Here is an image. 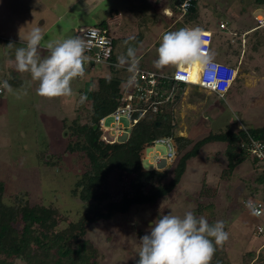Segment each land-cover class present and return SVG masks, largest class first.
<instances>
[{
    "label": "rangeland",
    "instance_id": "rangeland-1",
    "mask_svg": "<svg viewBox=\"0 0 264 264\" xmlns=\"http://www.w3.org/2000/svg\"><path fill=\"white\" fill-rule=\"evenodd\" d=\"M136 1L99 0L89 7L87 0H0V37L11 41L10 45H5L8 42L4 44L6 47L0 45V88L4 90L0 95V181L5 184L7 203L13 204L12 197L15 194L26 192L29 195L25 197V202L29 205L54 207L65 215L66 220L62 224L64 228L86 213L79 197L74 195L75 184L83 172L84 164L77 155L65 153L71 130L64 126L90 123V102L85 99L86 93L97 89V79L112 77V70L106 65L95 66L94 71L84 65L83 77L71 82L70 96L51 99L42 97L37 94L39 83L31 79L30 73L16 70V49L26 47L21 37H27L31 29L45 23L44 28H40L44 34L41 43L44 50L39 48L45 54L47 42L77 38L80 27L89 28L108 21L116 14V10L136 9L137 6L133 5ZM199 7L200 21H194L186 28L212 30L220 26V23L230 20L227 25L229 29L233 21L236 23L241 17H250L252 23L257 25L255 17L264 15V6L257 5L255 0H199ZM259 8L261 10H257ZM124 20L126 17L122 16L120 23ZM169 23L171 22L165 20H150L140 35L134 33V37L126 39L115 37V64L129 65V62L121 63L118 57H126L127 50L131 47L136 50L137 66L157 73L172 74L177 65L163 68L154 66L163 35L179 30L178 25L167 28ZM225 32L228 34L229 31ZM253 40L258 42L260 39L255 36ZM240 42L237 44L239 52ZM231 44L230 38L225 34L215 37L210 58L220 61ZM202 63H193L197 66L193 71ZM241 71L249 76L248 68H241ZM6 80H19L24 85H10L9 90L3 87ZM91 81L95 82L92 84ZM241 84L242 78H239L234 87L241 88ZM240 90L235 111L228 97L223 100L202 88L187 86L185 92H180L181 101L175 108L177 134L189 137L194 142L192 144H196L211 132H238L264 127V105H261L256 86L248 85L245 81ZM247 108L262 115L245 118L243 114H246ZM239 112L242 118L237 117ZM114 121L113 118H108L105 122L106 140L114 141L117 133ZM121 124L127 132L121 134L118 140L124 142L130 137L131 123L123 117ZM191 148L192 145L187 150ZM226 148L225 143H212L203 147L188 162L187 170L177 188L156 206L133 207L125 216L119 214L113 220L90 225L86 238L98 250V264H137L141 238L150 234L149 229L154 226L156 219L170 213L182 217L187 211L200 217L201 209L209 205L214 206V215L203 217L209 222L223 221L225 231L229 234L228 241L223 246H218L219 249L226 251L231 264H243V257L249 253V249L245 250L247 247L243 246L247 237L242 235L241 217L246 216V222L251 223L249 228L252 227V230L258 224L264 226V216L260 220L256 219L246 209V203L251 201L264 203V165H255V158L251 155L230 174L227 169ZM167 154L168 148L164 144H157L154 149L146 148L142 153L144 169L164 171L173 166L177 161V151L169 161L158 159ZM60 155L64 157L59 162ZM51 160L53 164L59 162L58 166L51 165ZM170 173L167 182L174 178V171ZM110 183L107 190L113 195L119 194L122 188L116 178L112 177ZM25 202L20 205L23 206ZM247 233L251 234L250 231ZM240 240L244 243H240ZM251 241L249 239L247 246ZM257 253L258 259L252 264H264V249L258 248Z\"/></svg>",
    "mask_w": 264,
    "mask_h": 264
},
{
    "label": "trees",
    "instance_id": "trees-1",
    "mask_svg": "<svg viewBox=\"0 0 264 264\" xmlns=\"http://www.w3.org/2000/svg\"><path fill=\"white\" fill-rule=\"evenodd\" d=\"M170 1L174 14L183 15V20L178 24L179 29L200 21L199 0H191L192 6L185 14L181 10L185 0ZM255 2L264 6V0ZM95 27L105 29L106 21ZM10 43L7 38L0 37V45L7 46ZM114 52L110 59L112 66L109 68L112 70V77L97 79V89L86 93L85 99L90 102V123L64 126L71 130L65 153L77 155L84 164L83 172L75 184L74 195L79 197L86 213L64 228L62 224L66 220L65 215L54 207L29 205L25 202V197L29 195L26 192L15 194L12 197L13 204L7 203L5 184L0 181V264H98V250L86 238L90 225L113 220L119 214L125 216L133 207L156 206L177 188L187 170L188 162L206 145L226 144L227 169L231 174L251 156L242 148L243 144L249 143L251 138L264 142V127L238 132H211L196 144H192L194 142L189 138L176 136L174 110L181 101L180 95L174 104L167 105L158 114H149L140 119L131 129L126 142L104 140L100 121L120 106L121 89L125 81L124 71L114 62ZM6 81L11 86L24 85L19 80ZM91 82L93 84L95 81ZM165 137H173L176 141V163L164 171H146L142 164L143 151L154 141ZM191 145L192 148L187 150ZM63 157L64 155L58 157L59 162ZM254 160L255 165L260 164L257 159ZM59 162L51 165L56 167ZM172 170L174 178L167 182ZM112 177L116 178L122 188L116 195L107 190ZM22 202L26 204L21 206ZM246 209L256 219L260 220L264 216H256L249 207ZM200 213L202 216L213 217L214 206L204 207ZM209 223L214 224L213 221ZM256 259L255 253H246L243 264H252ZM210 264H231V260L226 251L217 246Z\"/></svg>",
    "mask_w": 264,
    "mask_h": 264
},
{
    "label": "clouds",
    "instance_id": "clouds-1",
    "mask_svg": "<svg viewBox=\"0 0 264 264\" xmlns=\"http://www.w3.org/2000/svg\"><path fill=\"white\" fill-rule=\"evenodd\" d=\"M21 39L26 47L16 49V70L30 73L31 79L39 83L37 94L42 97L70 96L71 82L85 73V43L71 37L62 41H49L46 44L49 54L42 58L39 48L44 34L39 27L31 29L27 37ZM206 43L205 34L200 28H181L165 33L157 48L158 58L154 66L163 68L204 62L208 59ZM118 60L121 63L129 62V71H134L138 65L136 50L131 47L126 57H118ZM124 76H127L125 72ZM3 87L11 90L7 81L3 82ZM173 123L178 128L175 112ZM177 128L175 134L179 136ZM162 139H171L174 148H177L173 137ZM153 224L149 229L150 234L141 238L137 264H210L216 247L223 246L229 239L223 221L210 224L205 217H197L192 211L185 212L182 217L171 213L162 215Z\"/></svg>",
    "mask_w": 264,
    "mask_h": 264
},
{
    "label": "built area",
    "instance_id": "built-area-1",
    "mask_svg": "<svg viewBox=\"0 0 264 264\" xmlns=\"http://www.w3.org/2000/svg\"><path fill=\"white\" fill-rule=\"evenodd\" d=\"M191 6L192 1L185 0L181 5L182 13L185 14ZM255 20L257 28H264V15H257ZM219 27L221 30H225L227 25L223 22L220 23ZM203 32L207 41L208 59L196 71H193L196 64H179L172 74L157 73L139 66L134 71H129V65H117L127 76L124 77L125 81L121 89L120 106L101 120L100 128L104 139H106L105 122L108 118L115 120L113 126L117 127V133L114 135V141L120 142L118 138L121 137V134L127 132V129H124L121 124L123 117L130 121L132 129L140 119L149 114H158L167 105L174 104L177 101V96H182L180 92L182 90L185 92V88L190 85L209 91L220 99H225L237 80L238 70L231 65L210 58L214 45V35L211 31L203 30ZM77 38L81 39L86 45L85 66L90 67L92 71H94L95 66L106 65L108 68L112 66L110 59L114 51L115 36L108 23L105 29L95 26L81 28ZM133 77L134 79H132ZM2 93L3 89L0 88V94ZM157 144H164L168 148L167 156L159 157V160L169 161L173 158L176 149L171 139L156 140L150 147L154 149ZM242 148L264 165V142L251 138L249 143L242 145ZM246 204L256 216L264 214V204L262 202L251 201ZM263 232V227L259 226L257 228L258 235L263 234Z\"/></svg>",
    "mask_w": 264,
    "mask_h": 264
},
{
    "label": "crops",
    "instance_id": "crops-1",
    "mask_svg": "<svg viewBox=\"0 0 264 264\" xmlns=\"http://www.w3.org/2000/svg\"><path fill=\"white\" fill-rule=\"evenodd\" d=\"M99 0H87L86 3H89V7L93 6L94 4L98 3ZM171 1L170 0H137L135 3H133L134 6H137L136 9L133 8H123L119 12L118 10L114 11L113 18L109 19L111 21H106V24L108 23V26L111 27L112 32L117 39L119 38H124L126 37H134V33H137L140 35L141 33L144 32L145 26L149 23L150 20H159V21H169L167 28H172L175 25H178L180 21L182 20L183 15L180 14H174L171 8ZM129 7V6H127ZM131 7V6H130ZM261 10V8L257 9ZM256 10V11H257ZM113 12V11H112ZM111 12V13H112ZM119 13V14H117ZM201 14V11H200ZM122 16L126 17V20H124L123 23H120V20ZM180 16V17H179ZM240 20L237 21L236 23L233 21V23L229 26L230 28H226L225 30H221L220 27L218 26L217 28H214L212 30L210 29H204L206 31H211L214 35V40L215 37H219V35L225 34L230 38L231 45L228 47L227 53H224L223 58H220L219 62H224L238 70V77L242 78L243 84H241V88L243 85L248 83V85H254L256 86V91L259 92V99L261 102V105H264V28H257V25L252 23V18L244 19L243 17L239 18ZM230 21V20H229ZM228 22H226V25H229ZM241 22V23H240ZM225 23V22H224ZM45 23L40 24V26L37 25L39 28H44ZM83 28V27H80ZM243 29V30H242ZM228 30L227 32H225ZM258 37L260 40L256 42L253 40V37ZM241 41L240 46H241V51L239 52L237 49L238 47V42ZM262 47V48H261ZM41 49L42 46H40ZM253 48H261L258 50H255ZM47 51V49H45ZM218 51V49H216ZM237 50V51H236ZM214 52V51H213ZM49 53L48 51L43 54L42 52L39 51V55L43 58L47 56ZM248 68L249 76L245 74V72L241 71V68ZM247 76V78H246ZM235 81V83H236ZM233 84L232 88L229 90L227 93L226 98H229V102L233 105V108L235 111V105L237 102V97L239 96L240 93V87L235 88ZM242 106V104H240ZM250 106V105H249ZM248 111L246 114H243L245 118L247 117H257V115H262L258 114L255 111H251V108H247ZM233 111V110H232ZM246 111V109H245ZM264 117V115H262ZM237 117L242 118V114L239 112L237 113ZM264 202V201H263ZM246 216L243 215L241 217V229L243 230L242 233L243 236H245L244 240L246 243L243 245L249 249L247 252H253L256 254V258L258 259V248L264 249V234L259 236L256 232L257 227L259 226L256 225V229L252 230L253 228L250 227L249 225L251 223L246 222ZM262 223V221H261ZM262 225V224H261ZM253 226V225H251ZM263 229L264 226L262 225ZM247 231H250L251 234L249 235ZM247 234V235H246ZM258 238H260V241H257ZM249 239H251V243L249 246ZM240 243H244L240 240ZM263 243V244H262ZM252 244V245H251ZM262 244L259 247H256L257 245ZM257 248V249H256ZM244 253V252H243ZM246 253V252H245ZM261 253V252H260Z\"/></svg>",
    "mask_w": 264,
    "mask_h": 264
}]
</instances>
